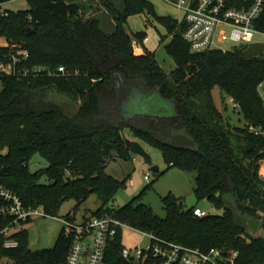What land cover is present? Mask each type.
<instances>
[{"label":"trees","instance_id":"obj_1","mask_svg":"<svg viewBox=\"0 0 264 264\" xmlns=\"http://www.w3.org/2000/svg\"><path fill=\"white\" fill-rule=\"evenodd\" d=\"M10 1L0 0V5ZM83 1L29 0L30 9L0 14V36L7 43L0 56L12 53L13 45L30 55L17 65L28 70L27 76L0 73V184L27 207L50 216L66 201L80 206L96 195L102 206L94 215H111L190 248L237 251L236 264H264V238L251 237L237 214H264L259 174L264 137L232 126L213 94L219 88L224 104L232 98L246 122L264 127L258 93L264 43L195 53L184 37L186 25L158 15L149 0H99L115 21L112 32L92 17L93 0ZM138 14L148 15V24L159 23L172 37L166 52L176 68L170 73L145 46L144 33L126 32L128 19ZM135 40L144 53H136ZM60 67L68 73L49 74ZM44 68L48 71H37ZM59 97L70 100L73 111ZM157 99L170 104L172 112L152 108L150 102ZM138 141L159 146L169 165L195 172L199 203L207 200L223 214L199 218L168 195L161 217L141 202L144 192L122 208H111L127 181L108 174V164L115 158L130 160ZM36 157L48 167L33 172ZM10 223L0 216V258L8 264L66 261L73 238L64 231L54 248L34 251L29 231L21 229L12 236L19 246L6 248L1 231ZM122 247L121 232L114 244L116 264H121Z\"/></svg>","mask_w":264,"mask_h":264},{"label":"built area","instance_id":"obj_2","mask_svg":"<svg viewBox=\"0 0 264 264\" xmlns=\"http://www.w3.org/2000/svg\"><path fill=\"white\" fill-rule=\"evenodd\" d=\"M183 12L179 21L186 25L184 37L190 44L192 52L199 53L210 49H219L229 43L234 47L264 43V0H162ZM259 38V40H258ZM149 38L145 39L147 42ZM144 42V43H145ZM142 44L135 40L138 49ZM6 45L2 47H6ZM1 48V47H0ZM12 53L0 56V73L27 76L28 70L19 71L18 63L29 59V52L11 46ZM48 71L47 69L37 70ZM22 73V74H21ZM68 70L60 67L49 74L65 75ZM258 93L264 104V80L258 85ZM238 109L239 104L229 98ZM249 133L264 137V127L251 122L244 126ZM264 181V177L261 178ZM194 215L204 218L208 215L201 208H194ZM0 216L10 219L9 226L1 231L7 240L6 248H16L19 242L12 236L19 232L23 223L33 221L37 217L49 216L42 208L27 207L21 197L0 184ZM66 225L65 236L73 238V242L63 264H116L114 244L124 228L142 234L147 244L126 250H120L121 264L124 260L129 264H236L237 251H226L211 248L207 251L190 248L173 241L163 239L154 233L139 230L108 214L90 215L78 221V214L73 212L63 220Z\"/></svg>","mask_w":264,"mask_h":264},{"label":"rangeland","instance_id":"obj_3","mask_svg":"<svg viewBox=\"0 0 264 264\" xmlns=\"http://www.w3.org/2000/svg\"><path fill=\"white\" fill-rule=\"evenodd\" d=\"M116 3L118 0H113ZM153 3L156 12L160 16H169L178 21L183 19V12L162 0H149ZM82 3L90 4L89 0H84ZM94 11H91L92 17L98 18L102 22V28L106 32H112L115 28V21L107 8L104 7L99 0H93L92 3ZM31 8L29 0H13L0 5V14L5 11H19ZM96 11V12H95ZM98 12V13H97ZM90 13L88 12V15ZM148 15L138 14L131 16L128 19V26L133 33H144L149 37V42L146 47L149 51L155 52L160 66L165 72L170 73L176 68L175 60L166 52V46L172 40L167 30L159 23L148 24ZM163 37V38H162ZM259 40V38H258ZM6 41L0 36V47L4 46ZM224 49H231L232 45L227 43L222 46ZM136 53H142L139 48L135 46ZM139 54V55H140ZM214 97L223 109L226 120L232 126L244 127L246 121L239 113L238 109L234 108V103L230 99L222 102V93L219 88L213 91ZM159 100H153L150 106L161 110L166 107L172 112L170 104ZM59 103L64 104L70 111H73V103L63 97H59ZM224 104V105H223ZM226 107V108H224ZM128 133V132H127ZM134 140V138H132ZM139 142V141H138ZM147 153L152 158V163L149 164L146 160L137 154L132 153L130 160H123L115 158L110 161L107 167V173L119 181L126 180V185L119 191L115 200L110 204L111 208L119 209L128 204L134 198L143 193L141 202L152 207L155 214L165 217L163 198L168 195H173L186 205L187 198L194 194L196 188V173L187 172L178 167L169 165L163 154V150L159 146L149 145L140 142ZM260 177H264V160L259 162ZM48 167V163L39 157H36L31 164L33 172ZM152 167H159L160 175L156 176L152 172ZM76 200L66 201L56 216L37 217L33 221L23 223L18 227L19 229H27L29 231V247L34 250L52 249L55 247L60 234L64 231L66 225L63 220L67 219L73 212L78 214V221L92 215L98 211L102 202L96 195H92L87 201L77 206ZM199 208L203 209L210 215H221L222 210L216 209L207 200L201 201ZM241 222L245 225L251 237L264 238V214L259 213V216L244 214L237 211ZM147 239L140 233H137L129 228H124L122 232V246L126 250H132L136 247H142L147 244ZM10 262L6 258H0V264H8Z\"/></svg>","mask_w":264,"mask_h":264},{"label":"water","instance_id":"obj_4","mask_svg":"<svg viewBox=\"0 0 264 264\" xmlns=\"http://www.w3.org/2000/svg\"><path fill=\"white\" fill-rule=\"evenodd\" d=\"M125 30L129 35H132V31L128 25H125ZM131 152L134 154L142 156L146 160L147 163H149V164L152 163L151 156L147 153V151L144 149V147L141 145L140 142H135L133 144V146L131 148ZM151 170L154 174H157L160 171L159 167H152ZM198 204H199V199L196 196V194L194 193V194L190 195L186 201L187 211H189V212L192 211L194 208H196L198 206ZM124 264H129V263H128V261L124 260Z\"/></svg>","mask_w":264,"mask_h":264},{"label":"crops","instance_id":"obj_5","mask_svg":"<svg viewBox=\"0 0 264 264\" xmlns=\"http://www.w3.org/2000/svg\"><path fill=\"white\" fill-rule=\"evenodd\" d=\"M149 38V37H148ZM150 40V39H149ZM149 40L147 41V42H145V46H146V44L149 42ZM6 45V44H5ZM140 47H139V50L142 52V53H144V47H143V45L141 46V45H139ZM141 53V54H142ZM137 54H140V53H137Z\"/></svg>","mask_w":264,"mask_h":264}]
</instances>
